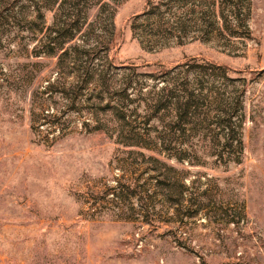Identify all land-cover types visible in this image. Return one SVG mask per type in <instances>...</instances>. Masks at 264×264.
I'll return each mask as SVG.
<instances>
[{"label": "rangeland", "instance_id": "1", "mask_svg": "<svg viewBox=\"0 0 264 264\" xmlns=\"http://www.w3.org/2000/svg\"><path fill=\"white\" fill-rule=\"evenodd\" d=\"M7 2L0 0V17ZM49 3L53 8L41 11L46 25L61 3L60 12L73 13L80 26L65 45L78 46L76 58L69 56L59 69L55 57H32L35 40H28L22 24L0 18V264H264V0L250 1L248 37L219 31L223 20L213 0ZM20 10L28 20L39 13L30 0L17 2L13 12ZM190 58L231 71L227 78L204 77L199 68L178 66ZM130 63L136 67L122 66ZM86 71L93 76L86 92L60 91ZM163 71L171 81L201 80L211 91L204 122L195 130L176 127L171 135L173 145L186 149V159L167 161L207 203L182 223L159 198L153 222L146 223L136 198L116 202L105 189L124 170L140 182L149 174L139 149L118 142L120 130H137L149 144L175 113L146 121L138 97L129 105L137 110L133 126L120 129L107 107L116 99L100 90V79L116 87L129 82L137 96L141 87L162 85V77L155 78ZM237 91L243 150L237 163H214L217 153L201 148L202 135L213 132L201 127L216 129V103ZM42 113L52 116L43 122Z\"/></svg>", "mask_w": 264, "mask_h": 264}, {"label": "trees", "instance_id": "2", "mask_svg": "<svg viewBox=\"0 0 264 264\" xmlns=\"http://www.w3.org/2000/svg\"><path fill=\"white\" fill-rule=\"evenodd\" d=\"M20 0H8L4 5L5 11L8 10L6 15L4 14L2 19L12 18L18 24H22V29L28 31L30 36L28 40H35V44L31 50L32 57L34 58H56V68L59 69L60 65L67 61L69 56L74 58L75 53L79 50L78 46L73 43L71 46H65L66 43L75 39L76 33L79 31V20L73 16V13L62 14L61 3L57 4L55 10L54 20L51 25H46L42 9H52L50 3L46 4L47 0H30L37 6L38 16L33 20H28L26 12L20 10L13 12V8ZM250 1L251 0H213V6L218 7L220 17L223 20L222 27L219 28L220 32L228 33L231 36L236 37H248V27L246 24L250 14ZM54 3V2H53ZM217 3L218 6H215ZM54 5V4H53ZM221 5V8H220ZM12 10H11V9ZM23 6L22 9H25ZM226 9V12H224ZM235 21V25L231 24ZM4 25L0 22V29ZM111 41V39H110ZM112 42V41H111ZM71 50V51H70ZM77 57L79 54H76ZM81 55V54H80ZM108 58L111 60L110 54ZM79 59V58H78ZM191 60V63L188 61ZM198 58H190L178 66H187L192 68H199L201 75H211L216 77H228V72L231 71L226 65L208 61L200 60ZM34 62L33 66H36ZM128 69H133L136 66L134 64L122 65ZM59 73V70H58ZM168 71H163L161 74L156 75L155 79L162 77L163 84L160 86H154L152 89L147 90L141 87V90H137V96H131L129 92V82H126L121 87L109 85L101 78L99 86L100 90H105L116 99L113 105L107 103V107L110 110L112 117L115 120L116 126H120V129H124L125 126H133L131 124L136 118V108H130V103L138 97H143L145 103V110L148 112L146 121L152 117L158 115L166 116L175 113V120H170L166 126L159 130L157 136L149 144L141 140L143 134L141 132L130 128L120 130L118 134V142L122 147H135L139 150L136 151L137 155L143 158L145 168L143 172L148 171V177L140 182L133 173L124 170L121 176L116 180L114 186H106L107 191H111L113 200L121 202L125 200H131L136 198L139 211L142 213L143 221L146 223L153 222V216L155 213V201L157 198L167 206L173 208L176 212V217L179 221L184 222L183 219H189L199 215L201 211L207 208V203L200 200V198L194 196L191 191L190 185L186 184L183 180V176L178 175L179 171L171 165L167 160L174 158L178 162H184L186 159V149L172 144V131L177 127L182 131L188 129L195 130V124L204 122V110L205 107L211 104L208 98L211 97V91L205 90L204 83L201 80H197L194 84H190L188 80L182 79L169 80L163 74H167ZM80 79L75 84L70 85L68 89L63 90L66 94L73 91V95L78 93L81 95L88 89L90 81L93 79L92 74L89 71L80 74ZM57 84L62 85V82L57 81ZM225 87V86H224ZM49 89L57 91V87L54 83H49ZM144 90L147 92L144 93ZM223 92H226L223 89ZM213 93V92H212ZM221 94L220 92H217ZM224 94V93H222ZM145 96V97H144ZM218 96L215 97L217 99ZM240 94L228 92L226 100H221L216 103L218 107V118L216 120V129H211L207 126H202L201 129H205L206 132L212 133L211 137H208L205 133L202 135L201 140L203 145L201 148L210 154L217 153L214 163L227 165L230 161L237 163L239 156L243 150V144L241 139L240 129V115H238ZM217 101V100H216ZM40 120L43 122L48 121L52 115L49 113H42ZM135 115V116H133ZM132 117V118H130ZM133 119V120H131ZM143 123H147V122ZM35 122V120H34ZM42 125V122L40 123ZM192 125V126H187ZM128 133V134H127ZM125 139H123V138ZM158 139V140H157ZM208 139V143L206 141ZM159 142V144H158ZM127 153H131V149L126 150ZM162 156V157H161ZM189 164L197 163L188 159ZM123 169V168H122ZM204 193V190L200 192ZM151 204V205H150ZM132 210L133 207H130ZM173 213L171 216H174ZM207 217V216H206ZM172 218V217H171ZM210 219V218H209ZM233 221L232 219L225 222Z\"/></svg>", "mask_w": 264, "mask_h": 264}]
</instances>
